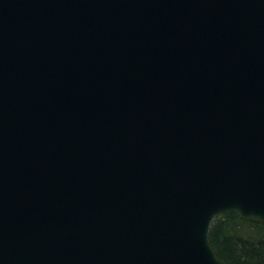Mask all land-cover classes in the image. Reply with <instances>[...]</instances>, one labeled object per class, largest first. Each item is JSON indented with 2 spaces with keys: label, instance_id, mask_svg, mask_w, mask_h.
Returning <instances> with one entry per match:
<instances>
[{
  "label": "water",
  "instance_id": "1",
  "mask_svg": "<svg viewBox=\"0 0 264 264\" xmlns=\"http://www.w3.org/2000/svg\"><path fill=\"white\" fill-rule=\"evenodd\" d=\"M264 224V0H0V264H228Z\"/></svg>",
  "mask_w": 264,
  "mask_h": 264
},
{
  "label": "trees",
  "instance_id": "2",
  "mask_svg": "<svg viewBox=\"0 0 264 264\" xmlns=\"http://www.w3.org/2000/svg\"><path fill=\"white\" fill-rule=\"evenodd\" d=\"M209 242L218 258L228 264H264V224L237 212L215 217Z\"/></svg>",
  "mask_w": 264,
  "mask_h": 264
}]
</instances>
